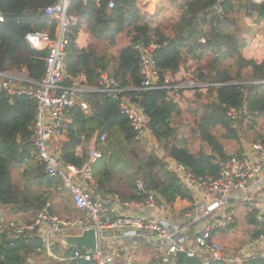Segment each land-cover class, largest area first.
I'll return each mask as SVG.
<instances>
[{"label":"trees","instance_id":"16d2710c","mask_svg":"<svg viewBox=\"0 0 264 264\" xmlns=\"http://www.w3.org/2000/svg\"><path fill=\"white\" fill-rule=\"evenodd\" d=\"M56 2L0 0L5 16V22L0 23V72L24 73L30 82L36 83L42 79L47 53L33 50L26 37L42 32L54 36L56 22L46 15L45 9ZM108 2H72L68 10L72 19V42L65 60L67 84L84 76L86 84L95 89L100 74L107 72L121 87L138 89L143 79L135 45H155L154 57L163 82L168 79L170 85L177 86L194 81L203 87L130 91L127 94L140 97L138 104L150 119L149 130L158 142L164 144L169 158L189 167L195 176H219L220 162L228 158L225 141H240L246 120L250 125L264 121V85L253 83L264 81V59L245 57L244 52L250 48L255 34L244 26L247 21L242 17H257L264 22V7L252 0H224V15L216 16L211 11L215 0H178L172 4L180 16L167 34L163 27L155 24L158 15L142 13L134 0H116L113 9L108 8ZM83 33L96 42H103L105 47L97 50L90 43L81 46L79 41ZM125 33L130 37V44L121 48L114 59L110 49ZM208 56H212L211 66L194 67L190 64ZM228 61L236 62L235 73L225 65ZM205 91L210 98L195 102L197 106L188 107V110L195 117L196 132L210 153L204 149L193 152L185 141L179 139L178 130L173 126L175 118L184 111L179 98L194 94L202 99ZM78 98V103L68 113L69 121L65 126L67 141L61 150L63 164L81 168L89 160L86 141L96 136L99 145L101 136L106 134L111 159L110 167L103 171L98 181L101 188L113 183L118 170H125L124 177L134 191V199L141 198L136 186L139 178L135 176L140 174L146 189L160 194L166 202L173 204L177 199L191 202V192L181 185L175 174L165 169V163L157 157H147L130 120L121 114L118 101L102 92L83 93ZM81 101L88 104L89 114L82 110ZM230 110H235L239 118L229 117ZM36 114L37 105L33 98L0 91V205L4 207L5 215L28 223L44 211L56 215V208L66 192L59 179L45 173L35 155L33 130ZM82 135L86 141H82ZM79 147L83 149L81 154ZM130 166L137 171L134 176L128 175ZM156 169L158 174L154 172ZM69 197L74 206L71 195ZM66 199L68 201V197ZM1 223L0 215V264H29V260L38 264L52 263L53 259L47 255L48 250L37 234L12 237ZM262 234L264 227L254 232V238ZM51 250L53 255H58V245ZM76 251L82 250L70 248L64 256L69 258ZM175 257L177 264H197L185 254ZM151 263L169 264L163 258Z\"/></svg>","mask_w":264,"mask_h":264},{"label":"built area","instance_id":"2783aa9c","mask_svg":"<svg viewBox=\"0 0 264 264\" xmlns=\"http://www.w3.org/2000/svg\"><path fill=\"white\" fill-rule=\"evenodd\" d=\"M75 0H57V2L45 9V13L55 19L56 39L49 43L46 48L47 55L44 58L45 71L39 82H30L24 74H10L0 72V91H5L11 95L23 94L34 99L37 105L36 121L33 130V146L37 159L44 166L45 173L54 179H59L64 187L68 189L75 208L83 213V217L74 219L60 218L44 211L31 222L10 221L6 228L12 237H21L37 234L44 244L51 248L56 236L65 235L71 231L82 232L87 229H94L98 236L104 230H119L137 232L148 237L150 235L158 237L160 241L168 243V263L177 264L176 255L185 254L190 258L196 256L186 248L185 232L188 228H195L203 224L202 231L199 232L196 248L205 257L202 264H215L228 261L224 256L223 247L214 241V237L223 228L231 224L232 217L226 214V208L230 200L239 201L243 199L240 194L250 192L249 181L264 166V147L257 143L254 150L262 155V159L254 161L251 155L242 154L231 155L225 161L220 162L219 176H195L191 169L183 164H179L171 158H167L165 169L175 174L181 185L191 192L192 206L185 214L183 223L173 224L161 218L162 214L172 213V204L158 193L148 191L143 179H138L136 186L138 195L135 198L124 202V207L131 209H146L150 212L157 211V215H149L146 218L139 217H112L107 204L96 199L78 179L84 182L92 179L91 167L96 162L103 159V154L97 149L98 139L92 138L86 141L85 136H81L82 141L88 142L89 160L81 167L72 164H63L61 160V149L54 146L55 139L65 135V123L68 113L78 103V97L83 93L102 92L111 99L119 102L121 114L126 116L136 133V139H143L149 133L150 119L145 115L143 109L138 104L140 97L128 95L130 91L142 92L151 90H180L186 88L203 87L189 81L185 84L172 86L168 79L163 82L158 69L157 61L154 57L155 45L145 46L135 45L140 62L142 84L138 89H127L121 87L120 83L108 74L102 73L99 79V88L91 89L67 84L68 75L66 72L65 60L67 49L71 44L72 19L68 10ZM87 2L88 0H83ZM255 4L264 7V0H252ZM224 0H215L211 11L216 16L224 15ZM116 0H109L108 8L115 7ZM5 22V16L0 8V23ZM254 84H263L253 82ZM27 85V86H25ZM82 110L89 114L88 104L79 102ZM246 112V111H245ZM241 115V114H240ZM228 116L232 119L239 118L235 110H230ZM107 141V135L100 138L101 143ZM52 147H55L53 149ZM114 199H120L119 195H112ZM257 221L264 225V215H259ZM264 240V234L261 237ZM258 257L256 254L236 255L231 262L241 264L249 259ZM264 258V253L260 255ZM73 262L113 264V258L102 250L98 244V250L94 254L75 252L69 259Z\"/></svg>","mask_w":264,"mask_h":264},{"label":"crops","instance_id":"0c3cea01","mask_svg":"<svg viewBox=\"0 0 264 264\" xmlns=\"http://www.w3.org/2000/svg\"><path fill=\"white\" fill-rule=\"evenodd\" d=\"M134 1L136 2V6L141 10L142 13L144 14L149 13L153 16L155 14L154 12L158 8L164 7V8H170L173 10L172 3L175 4L177 3L178 0H134ZM179 2H182V0H179ZM97 3H99V0H97ZM56 36L57 34H56V29H55V33L53 37L50 36V34L47 32L31 33L27 35L26 41L33 50L38 51V52L47 53L46 51L47 46L49 45L50 42L56 39ZM93 41L94 39H91V37H89L88 34L83 33L80 36L79 44L81 46L87 45L89 43L92 45ZM103 73L108 74L110 77H113L107 72H103ZM19 74H24V73H19ZM73 84L93 89L92 87L86 84V79L84 76H80L74 79ZM98 88H99V81H98ZM68 121L69 120H66V123H68ZM66 123H65V126H66ZM246 123H247V126L250 125V122L248 120L245 121V125ZM250 134H252L250 138L247 135H241L240 148H236L235 149L236 153L232 155L241 156L242 154H247V155H251L254 161H259L262 159L261 158L262 155L260 152L254 150V146L257 143H260L264 147V141H263L264 140V121L262 123H259L258 125H255L254 130L250 131ZM259 136L263 138H260ZM93 138H96V136ZM66 141H67L66 135L57 137L55 139L54 146L57 147L56 149L62 150V147ZM96 146H97V149L103 154V159H101L100 161L92 165L91 167L92 179L91 180L84 182L82 179H78L81 183H83V186L96 199H99L107 204V207L110 209L112 217L114 218H119L121 216L122 217L136 216L139 218H146L149 215H152V216L157 215L158 214L157 211L150 212L146 209L139 210V209H131V208L128 209L124 207V204H123L124 202L134 199V197L132 196V194H134V191L129 187L127 179L124 177L125 170H122V171L118 170L117 174L115 175L116 178L114 177L113 183L107 185L105 188H101L99 186L98 181L103 171L110 167V159H111L110 154L111 153H110V149H108V147L110 148L108 137L105 143H101L99 145L97 144ZM85 147L88 153L89 152L88 142L85 144ZM52 148L55 149V147H52ZM82 150H83L82 147L78 148V152L80 154L82 153ZM226 150L228 152L227 148ZM229 156L231 155H228V157ZM133 168L134 167L132 166L128 168V175L134 176V174L137 173L135 168L134 169ZM23 170L24 168H22L21 171ZM248 186L251 188V191L240 194V196L243 199L240 198L239 201L230 200L228 202V207L226 208V211H227L226 214L232 217L231 224L228 225L226 228L221 229L219 233L214 237V241L218 242L217 239H219L220 235L227 229H230V228L235 229L232 227L234 225H237L239 220H240V223L242 224V230L248 233L249 238L242 241V243L245 242L243 245H241V241H240L239 254L234 253V254L228 255L224 253V256L228 259V261L222 262V263H215V264H235L230 261V259H232L234 256L242 255V254H253V253L258 255V257H256L255 259H249L241 264H264V258L260 257V255L264 253V240L261 239L263 234L260 235L258 238H254V232L264 227V225L260 224L257 221V217L259 215H264V166L262 170L260 171V173L255 175L249 181ZM69 194L70 193L68 192V189H66V192L63 195V200H62L63 205L61 206L58 205L57 207L58 208L60 207V210L64 218L74 219L77 217H83L84 216L83 213L78 211L75 208V206H73L70 203ZM114 194L119 195L120 199L119 200L114 199L112 197V195ZM67 197H68V201L66 199ZM56 205L57 204H55V206ZM242 205H245V208L241 207ZM191 206H192V202L188 200L177 199L172 204V213L162 214L161 218L166 219L172 222L173 224L181 225L184 221L185 214L190 210ZM4 210H5L4 207L0 205V215H1V222H2L1 226L2 227L7 226L10 220L9 222H5V221H7L9 218L11 219L13 218V220L11 221L25 222L22 219H17L15 217H12L11 215H5ZM202 227H203V224L195 228H188L184 230L185 236H186L184 245L186 246L188 250L196 253V256L191 259H194L195 261H197V264H202V260L205 257V255L197 251V248H196L197 238L199 236V232L202 231L201 230ZM191 230H194V234L192 235H191ZM84 231L82 232L71 231L70 233H67L65 235L56 236L53 242V246L58 245V248H59L58 255L52 254L51 249L53 246H51V248H48L45 245L48 250L47 255L49 256V258L53 259L52 263L49 262L48 264H72L74 263L73 261L69 260L72 256L69 258H66L64 256L65 251L68 249L66 247L64 239L66 236L81 235ZM152 237H153L152 235L146 237L141 233L139 235L137 232L131 234L130 232H126V231L104 230L101 234V237L98 236V244L101 245V248L103 251L108 253L113 258V264H134L135 258H136L135 256H138V254H142L145 249H150L152 251V252H149L151 253L150 257H154V256L156 257L153 260L159 261L160 259L163 258L164 261L167 262L168 261L167 241L157 242ZM80 250L82 251H76V252L88 253L83 249H80ZM223 252H224V249H223ZM153 260H151V262ZM29 264H38V263L34 260H29Z\"/></svg>","mask_w":264,"mask_h":264},{"label":"rangeland","instance_id":"374dc122","mask_svg":"<svg viewBox=\"0 0 264 264\" xmlns=\"http://www.w3.org/2000/svg\"><path fill=\"white\" fill-rule=\"evenodd\" d=\"M154 13H155L154 16L158 15V18L155 19V24L163 27L164 33L170 34L171 25L178 20L180 16V12L177 9L172 10L170 8L163 7V8H158ZM146 14L151 15L149 13H146ZM242 17L246 19L247 21L246 23H244V26L250 28V30H252V32H254L255 34V37L250 41V48L245 50L244 55L247 58H255V59L263 60L264 59V22H260L257 17L248 18V19L245 18L243 15ZM127 34L128 33H125L121 35L120 37H118L116 46L110 50L111 55L114 59H117L119 50L121 48L130 44L131 40H130L129 35ZM92 43H93L92 44L93 47L97 48V50H102L105 47V44L100 41L98 42L93 41ZM190 64L193 65L194 67H197V66L206 67L207 65L211 66L212 56L205 57L200 62L193 61ZM225 65L230 66L234 73L237 71V64L235 61H228L225 63ZM213 97L215 96H212L211 98ZM209 98H210V95H208L206 91L203 92L202 99L197 98L194 94H186V98H183V95H182L179 98V101L181 102V106L183 107L184 111L182 115L175 118L173 122V126L175 129L178 130L179 139L181 141H185L193 152H198L200 149H204L206 152L210 153L211 150L199 138L196 132V129H195V124H194L195 117L189 112L188 107H191V109H193L194 107L197 106L195 102L197 101L201 102V100L204 101V99H209ZM192 101L194 102L190 103ZM259 123H262V121H259ZM254 125H255L254 123H252L249 126L244 125L245 129L243 128L244 130L243 131L241 130V134L247 135L250 138V136L252 135L250 134V131H252L251 127H254ZM239 127L240 126H237V128ZM138 142L141 145V147L144 149V151L147 153L148 155L147 157H150V156L157 157L158 159L162 160L164 163L166 162L168 156L164 149V144L158 142L156 138L151 134V132L143 139H139ZM225 146L228 149V152H227L228 155H232L236 153L235 151L236 148H240V141L238 142L225 141ZM154 172L158 174L159 170L156 169ZM15 175L17 174L15 173ZM135 176L139 179L141 178L140 174H135ZM62 200L63 199H60V203H59L60 206L63 205ZM241 207L245 208V205H242ZM56 215L60 218H64L60 210V207L56 208ZM9 220L11 221L13 220V218L12 219L9 218L5 222H9ZM232 228H235V229H231V228L227 229L220 235V238L217 239L218 243H220L221 246L223 247L224 253L228 255L234 254V253L239 254L240 241H241V245H243L245 242L242 243V241L249 238L248 233L242 230V224L240 223V220L238 221V224L234 225ZM149 252H152V251L150 249H145L142 254H138V256H135L136 258H135L134 264H151V260H153L156 257L155 256L150 257L151 253Z\"/></svg>","mask_w":264,"mask_h":264},{"label":"water","instance_id":"95a60500","mask_svg":"<svg viewBox=\"0 0 264 264\" xmlns=\"http://www.w3.org/2000/svg\"><path fill=\"white\" fill-rule=\"evenodd\" d=\"M192 234H194V230H191V235ZM152 238L157 242H161L156 236H153ZM64 242L68 249L79 248L90 254H94L98 250V236L96 230L94 229L85 230L81 235L78 236H66Z\"/></svg>","mask_w":264,"mask_h":264},{"label":"bare ground","instance_id":"6f19581e","mask_svg":"<svg viewBox=\"0 0 264 264\" xmlns=\"http://www.w3.org/2000/svg\"><path fill=\"white\" fill-rule=\"evenodd\" d=\"M258 82H260V81H258ZM260 83H262V82H260Z\"/></svg>","mask_w":264,"mask_h":264}]
</instances>
